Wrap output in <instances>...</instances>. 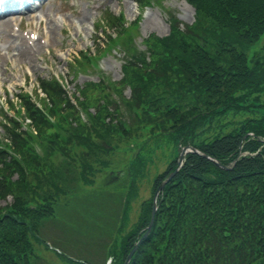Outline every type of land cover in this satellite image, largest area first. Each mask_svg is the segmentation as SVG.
I'll return each mask as SVG.
<instances>
[{"label": "rangeland", "instance_id": "obj_1", "mask_svg": "<svg viewBox=\"0 0 264 264\" xmlns=\"http://www.w3.org/2000/svg\"><path fill=\"white\" fill-rule=\"evenodd\" d=\"M140 1L137 6L135 0H46L42 10L47 11L49 18L44 24L40 25L38 19L22 20L26 28L23 33L32 34V40L33 35H39V29L44 43L41 51L25 59L15 57L20 38L14 31L0 37V101L14 96L21 88L23 92L36 93L37 76L53 73L63 76L73 104L72 109H63V101L56 107L60 112L52 109L42 125L30 124L19 147L11 148L20 161L16 169L9 168L10 179L0 203H11L13 199L20 203L22 198L31 206L39 205L27 218L29 228L22 243L15 244L24 253L26 250L25 264H106L112 253L123 249L145 213L152 215L156 201L154 182L175 157L178 160L180 146L174 136L186 118L185 112L193 110L197 101L191 92L176 95L173 86L176 82L180 87L186 84L184 77L191 78L193 72H181L171 62L166 65L169 58L165 56L159 60L161 67L157 72L151 70L153 65L144 64L130 66L125 72L121 48H127V52L136 46L146 48L144 38L168 35L174 19L193 24L196 11L189 0ZM104 7L124 14L132 23L118 26L113 32L101 31L97 27L102 23L99 17ZM79 13L86 15L84 20L78 17ZM2 17H14L13 24L22 18L17 14ZM48 25L55 31L50 42ZM260 35L258 42L248 44L242 63L252 64L256 56L264 54V33ZM97 38H103L104 44L94 50L92 41ZM89 49L92 53L86 52L81 65L68 66L74 55L81 51L85 54L83 51ZM140 58L143 59V52ZM86 81L91 82L82 90L76 88ZM260 98L264 99V95ZM252 108L214 116L200 126L199 138L207 140L218 131L227 133L248 119L255 120V124L264 122V108ZM62 114L65 117L61 118ZM71 127L79 133L78 141L88 144L81 147L77 142L73 150L64 145L69 142L60 137L67 139ZM47 136L54 138L51 143H47ZM91 147L95 150L91 151ZM37 152L36 162L27 163L25 168L26 160L33 161ZM97 157L100 160L96 162ZM87 161L93 170H87L83 177ZM174 173L175 170L170 171L159 185L165 186ZM58 175L62 180H57ZM31 176L33 180L29 179ZM19 179L27 182H19L25 189L17 191L14 181ZM151 201L150 211L146 205Z\"/></svg>", "mask_w": 264, "mask_h": 264}, {"label": "trees", "instance_id": "obj_2", "mask_svg": "<svg viewBox=\"0 0 264 264\" xmlns=\"http://www.w3.org/2000/svg\"><path fill=\"white\" fill-rule=\"evenodd\" d=\"M189 1L196 8V21L190 25L171 20L168 35L147 37L144 50L135 47L128 52L124 70L144 64L153 65L151 70L157 72L161 67L159 60L165 56L169 58L165 60L166 65L171 62L181 72H193L191 78L184 77L186 84L180 87L176 82L173 86L176 95L191 92L197 101L193 110L185 112L186 118L177 127L176 143L189 142L231 167L219 166L199 153H187L185 164L160 193L152 231L139 245L130 264L150 261L161 264H264V122L255 124L253 119L244 120L227 133L210 134L207 140L200 139L198 131L208 120L229 110L242 112L251 107L252 110L264 108V99L260 98L264 95V54L256 56L252 64L242 63L245 59L242 54L248 44L258 42L260 33H264V0ZM203 17H206L205 22ZM142 52L143 59L140 58ZM130 53L133 54L130 56ZM41 86L48 95V102L43 100L47 112L57 111L56 107L63 101L66 105L63 109L73 108L55 79H42ZM25 112L32 125H42L47 118L28 100ZM6 119L2 124V136L6 141L0 146V197L10 179L9 168L16 169L20 161L7 148H18L19 141L27 134L19 124H12L9 115ZM73 127L65 136L67 139L58 136L69 142L59 144H68L71 150L78 143L81 147L88 144L78 141L79 133L72 131ZM252 131L254 135L249 134ZM52 139L47 136V143ZM92 150L95 147H91ZM241 151L248 153L240 156ZM37 155L38 152L33 155V161L26 160L24 167L36 162ZM236 158L238 160L232 165ZM176 165L175 157L155 180L154 189ZM83 166L84 174L80 173L84 177L87 170L93 169L88 161ZM67 171L71 173L72 169ZM57 177L62 180L59 175ZM29 179L33 180V176ZM19 182L27 181H14L17 191L24 190ZM12 202L0 203V264H25L27 252L15 244H21L23 234L28 231L27 218L32 217L33 207L22 198L20 203L16 199ZM146 206L151 211L152 201ZM149 216L145 213L136 229L130 232L123 249L114 253L112 264L123 263L134 241L144 233Z\"/></svg>", "mask_w": 264, "mask_h": 264}, {"label": "bare ground", "instance_id": "obj_3", "mask_svg": "<svg viewBox=\"0 0 264 264\" xmlns=\"http://www.w3.org/2000/svg\"><path fill=\"white\" fill-rule=\"evenodd\" d=\"M83 13H79L78 17L80 16L81 20H84L86 15ZM44 18H49V14L47 12L41 11L38 12L37 10L33 12H30L28 14V19L29 20H35L38 19L40 22L43 23ZM13 20L14 18H5V19H1L0 21V37L2 36V34H8L12 31L13 29ZM49 27V31L48 33L53 37L55 34L54 28L52 26H48ZM19 37H21L20 40V45L16 47L17 52L15 54L16 59H25L26 57H30L33 56L35 54V51L37 48H41L43 45L40 41L39 38H36V40H33V43L30 44L28 41V37L26 34L24 35H19Z\"/></svg>", "mask_w": 264, "mask_h": 264}, {"label": "water", "instance_id": "obj_4", "mask_svg": "<svg viewBox=\"0 0 264 264\" xmlns=\"http://www.w3.org/2000/svg\"><path fill=\"white\" fill-rule=\"evenodd\" d=\"M182 151H181V153L179 154V156H178V162H179V166L183 163V158H184V155L186 154V152L188 151V150H194V151H198V150H196L195 148H193V147H191V146H189V145H185V147H183L182 149H181ZM206 156V155H205ZM178 166V167H179ZM173 175V174H172ZM171 175V176H172ZM170 176V177H171ZM169 177V178H170ZM169 178H167V180L169 179ZM166 180V181H167ZM163 184H161L159 187H158V189L156 190V192H155V196H156V198H157V195H158V193L160 192V190L163 188ZM153 212H152V216H151V222H150V224H149V226H148V229L151 227V225H152V223H153V221H154V213H155V209H156V203L154 202V205H153ZM148 232V231H147ZM146 232V233H147ZM136 247H137V244H135L134 245V248L129 252L130 254H129V256H128V258H127V260L125 261V263L124 264H127V262L129 261V259L131 258V256L133 255V252H134V250L136 249Z\"/></svg>", "mask_w": 264, "mask_h": 264}]
</instances>
